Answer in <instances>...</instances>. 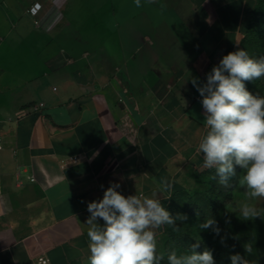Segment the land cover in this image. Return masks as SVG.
Returning <instances> with one entry per match:
<instances>
[{"label": "crops", "instance_id": "0c3cea01", "mask_svg": "<svg viewBox=\"0 0 264 264\" xmlns=\"http://www.w3.org/2000/svg\"><path fill=\"white\" fill-rule=\"evenodd\" d=\"M0 2V264H89L87 205L110 182L150 195L204 169L191 78L243 48L255 0Z\"/></svg>", "mask_w": 264, "mask_h": 264}, {"label": "clouds", "instance_id": "9594fccd", "mask_svg": "<svg viewBox=\"0 0 264 264\" xmlns=\"http://www.w3.org/2000/svg\"><path fill=\"white\" fill-rule=\"evenodd\" d=\"M135 4L140 7V0H135ZM262 77L264 55L253 58L238 48L224 55L206 74L204 82L191 78L192 86L202 98L206 133L196 153L203 154V168H215L219 184L225 187L237 175V168L243 173L239 185L246 189L244 198L236 202L235 208L231 203L225 205V224L231 222L228 212H237L242 220H264V207L253 203L264 198V95L249 92L245 85ZM216 175L211 179L215 180ZM173 187L174 180L164 179L161 187L152 189L150 195L140 192L125 196L118 191L119 183L110 182L103 197L87 205L91 214L85 221L89 264H160L165 256L168 264H215L211 249L196 251L198 243L180 254L174 247L158 248V230L168 226L179 232L181 228L176 222L188 220L186 214L171 215L161 204L160 192L171 194ZM199 228L211 230L216 236L222 232L214 218H207ZM227 238L220 236V243L225 247ZM243 247L247 255L253 254L251 242ZM229 258L231 264H251L239 253Z\"/></svg>", "mask_w": 264, "mask_h": 264}, {"label": "trees", "instance_id": "16d2710c", "mask_svg": "<svg viewBox=\"0 0 264 264\" xmlns=\"http://www.w3.org/2000/svg\"><path fill=\"white\" fill-rule=\"evenodd\" d=\"M241 44L253 58L264 55V0H255L243 31ZM245 85L249 92L264 95V77L245 82ZM240 173L241 170L237 168V175L231 177L228 187H225L219 184L220 177L216 175L215 168L194 170L192 185L172 191L165 206L171 215L186 214L188 220L176 222L181 228L179 232H174L168 226L162 227L158 248L174 247L180 254L189 251L193 244L198 243L196 251L211 249L215 264H231L229 257L236 253L244 256L251 264H264V220L260 218L242 220L228 212L231 222L225 224V205L234 198V189L238 186ZM213 175H216L215 180L211 179ZM207 218L218 221V226L222 229L220 236L228 237L227 247L220 243V236H216L211 230L199 228V224ZM248 242H251L254 248L251 255H247L243 247ZM160 264H168L166 256Z\"/></svg>", "mask_w": 264, "mask_h": 264}, {"label": "rangeland", "instance_id": "374dc122", "mask_svg": "<svg viewBox=\"0 0 264 264\" xmlns=\"http://www.w3.org/2000/svg\"><path fill=\"white\" fill-rule=\"evenodd\" d=\"M0 13H3V14H8L11 18V20L12 21H8V25L9 26H11V22H13L14 20V18H13V11L10 9V6L8 5V4H6V3H3L2 4V2H0ZM34 17V21L36 20V19H39V20H41V15L40 14H38L37 16H33ZM2 32V31H1ZM236 189V188H235ZM234 189V190H235ZM246 190H244V188L243 189H241V190H236L235 192H234V198H233V200L230 202L232 205H233V207L235 208L236 207V202L237 201H240V200H242L243 198H244V192H245ZM231 214H233L235 217H238V213L237 212H230ZM239 218V217H238ZM160 240V239H159ZM159 240H158V243H159ZM160 244V243H159ZM158 244V245H159Z\"/></svg>", "mask_w": 264, "mask_h": 264}, {"label": "built area", "instance_id": "2783aa9c", "mask_svg": "<svg viewBox=\"0 0 264 264\" xmlns=\"http://www.w3.org/2000/svg\"><path fill=\"white\" fill-rule=\"evenodd\" d=\"M39 8H40V6H37V4H35V5H33V6H31V7L29 8V11H30L34 16H37V15H38V10H39ZM41 17H42V15H41ZM39 21H40L39 19H36V20H35V23H38ZM42 105H43V103L40 102V103H39V106H42ZM0 147H1V146H0ZM73 159L76 160V159H77V156H74ZM31 180H34V177H33V176L31 177ZM36 264H50V263L48 262V260H47L46 258L41 257V258L37 261Z\"/></svg>", "mask_w": 264, "mask_h": 264}]
</instances>
